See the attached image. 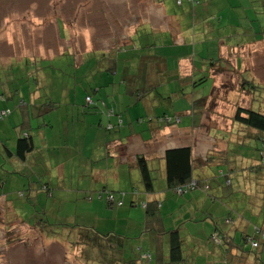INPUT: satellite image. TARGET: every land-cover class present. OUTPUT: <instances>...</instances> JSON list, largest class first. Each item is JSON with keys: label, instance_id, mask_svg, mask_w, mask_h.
<instances>
[{"label": "rangeland", "instance_id": "374dc122", "mask_svg": "<svg viewBox=\"0 0 264 264\" xmlns=\"http://www.w3.org/2000/svg\"><path fill=\"white\" fill-rule=\"evenodd\" d=\"M196 1L199 2V6L190 8L187 4L177 6L176 0H160L162 7L157 8L151 4L157 3V0H0V96H7L10 92L15 97L13 102H4L3 106L8 105L10 114L0 121V131H3L0 133V195L6 196L7 202L13 204L15 212L13 220L23 221L24 227H34L36 222L38 224L43 222L42 225H44L43 227L38 225L36 231L39 235L33 230L26 233L25 228H22L23 225L18 224L17 221L12 222L14 229H11V224L9 225L8 230L18 244L15 243L6 253V256L12 259L6 264H60L59 256L55 252L59 249L57 244H52L53 242H59L61 238L67 240L72 246L68 236L76 226H85L95 221L97 230L101 232L110 230L109 227L116 223L112 217L113 210L118 211L117 201L121 200L123 205V197L126 198L128 193L125 191L124 194L121 191L117 197V193H111L108 190H118L116 188L121 189V186L125 190L131 189L129 178L126 177L125 183L112 185L113 183L110 182L108 184L103 200L99 201L105 205L104 210L95 205L97 193L94 192L91 196L92 200H82L85 194L77 192L91 184L88 180L89 168L85 159L88 156L81 153L74 160L69 161L67 158L75 154L74 150L90 144L89 136L92 130L83 126L82 113L93 112L96 104L100 108L103 100L106 102L110 100L109 102L114 105L113 99H115L118 105L123 98L125 99L123 111H125V106L136 100L130 95L132 90L142 91L139 88L141 82L138 81V77L144 76L147 70H150L153 75L149 85H156L153 95L148 100L149 107L154 108L153 117L162 114L174 116L183 111V115L180 116L181 123L177 122L172 126L164 127L168 129L166 131L163 127H158V132L153 135L154 140L163 141V144L169 147H192L193 158L198 166L206 161L207 157L202 153L203 151H214L210 154L212 162H207L203 169H193V175L206 180L210 189L202 193L203 199H206L204 200L206 212L216 220L220 219V207L212 202L210 195L216 191L228 193L235 186V177L228 178L231 187L224 186L223 178H221L224 175L219 177L220 170H224L223 167L220 168L221 164H226L230 160L222 158L220 162L217 161L216 154H219L217 150L225 146V149L230 151L229 154L238 153L248 156L249 160H252V157L257 159L258 163L255 164L257 167L252 168L251 164L246 163L247 158H240L242 165L237 174L242 177L238 185L248 192H253L252 195L261 193L260 191L264 188V147L257 141L249 140L252 131L247 127L236 123L232 126L230 118L238 106L248 107L264 114V85L257 82L255 75V88L246 85L247 92L240 90L243 86L242 81L248 80L251 76L239 71L238 75L242 74V79L239 80L241 91L239 92L233 86L237 74L221 72L218 73V78L225 84L221 90L215 75L217 73H214L212 69L213 62L209 60L210 56L217 59L214 50L208 45L215 35L207 33L205 39L203 33L201 35L198 30L196 19L199 9L206 5L207 0ZM212 21L214 19H208L206 25H215L210 23ZM262 22L260 27L264 26ZM222 23L218 34L220 36L231 34L234 27L227 25L225 19ZM134 29L136 31L132 35V43L125 47ZM177 35L180 40L176 39ZM134 49L139 57L136 59L138 60L137 69L135 71L132 65L126 67L128 78L134 79L130 82L133 86L125 87L121 83L122 60L128 58L124 52L130 57H136L131 54ZM39 57H44L46 60L36 59V62L32 63L34 58ZM142 57H144L143 60H141ZM108 58L109 66H115L113 67L115 70L103 71L101 69L107 66L108 62L105 59ZM81 59L82 65L76 67L75 61L79 63ZM157 59H160L158 63L165 61L168 74L158 73V65L153 66ZM261 75L262 73L258 74V76ZM202 77L206 78L204 83L195 86L192 84L193 80L195 83L200 82ZM137 84L139 85L135 87L134 85ZM36 85L38 86L36 93L39 94L43 103L53 101L61 105L58 113L63 121L69 123V135L58 136L55 118L59 117L56 115H45V121L41 117L36 120L33 128L37 124L51 122L55 125L54 130L49 133L48 140L42 139L36 129L30 130L29 133L34 138V154L32 152L26 162H20L14 158L10 159L6 149L14 150L20 135L17 111L20 96L28 97L29 87L31 86L34 91ZM97 89L99 92L95 93ZM16 92L18 95H14ZM18 96L19 99L16 98ZM86 97H90V103L86 101ZM207 97L206 104L202 106L201 100ZM110 103H108L109 106ZM45 106L47 109L50 105ZM76 109L80 113L79 120L73 117L71 120V115L63 117L65 112L75 114ZM138 112L140 116H146L145 108L141 103L138 106ZM191 113L196 115L193 123L198 128L195 129L197 131L195 134L193 132V137L184 139L177 136L176 132L173 133L176 138L171 137L172 130L187 128L188 124H191ZM142 122V128L147 130V134L150 123L147 122L146 117ZM242 142L249 144L243 147ZM255 144H259L257 148L262 151L261 154L255 151L256 147L253 146ZM134 147L138 148L136 145ZM140 150L147 158L151 157L150 148L140 147ZM152 158L148 160V163L152 169L153 184L156 189H160L165 184L162 164L159 165V162ZM99 163L97 162V165ZM97 165L94 167L100 172L104 165ZM64 166L65 173L62 174ZM47 172L50 173V177L46 176ZM103 176L112 181L110 170L104 172ZM248 176L250 177L247 178ZM43 185L49 187L48 194L43 191ZM143 188L141 183V189ZM165 193L169 192L165 190ZM110 195L114 198L113 204H107ZM191 195L192 193L189 192L183 196H176L170 192L168 199L166 201L162 199V201L163 204L169 202V209H179L185 205V201ZM244 195L245 192L239 191L233 194V200H242ZM128 201V198L125 199V206H129ZM237 214L239 213H236L235 218H231L234 221L242 220L243 218ZM258 217V215L254 217L257 226L253 224L252 234L255 228L260 227ZM93 228L90 226V229L94 230ZM201 228L208 232L213 230L211 224ZM201 228L195 234L201 235ZM50 230L57 233L55 236L58 238H55V241L51 239ZM4 235V232L0 230V257H6L1 247ZM250 247L252 248L250 244L245 245V250L255 255V250L252 251ZM66 250L70 251L71 247L67 245V249H62L63 257L64 253L66 257L69 255L66 254ZM185 250L187 251L188 247L185 246ZM261 255L262 264H264V252ZM196 260L198 263L202 262L200 256ZM93 264L96 263L93 262ZM251 264L254 263L251 262Z\"/></svg>", "mask_w": 264, "mask_h": 264}, {"label": "crops", "instance_id": "0c3cea01", "mask_svg": "<svg viewBox=\"0 0 264 264\" xmlns=\"http://www.w3.org/2000/svg\"><path fill=\"white\" fill-rule=\"evenodd\" d=\"M156 3L152 6H155L157 8L162 7V2L160 0H157ZM203 8L199 9L198 16L196 17L198 21V30L199 32L203 33L205 39L207 33H214V39L209 45V48L211 47L214 50V55L217 59L222 58V61L218 64H214L213 71L216 77L218 78V73L221 72H231L236 73V81L233 84L235 89L239 90V80L242 79L241 75L243 73H246L250 75L251 77L248 80H243L242 83L243 86L240 88V90H244V92H247L245 90V87L247 84H245V81H251L255 82V75L257 77V82L264 85V26L260 27V22L264 23V0H207V3H205ZM199 6V5H198ZM211 8V9H210ZM165 17V16H164ZM217 18V20H216ZM208 19H214V21L210 23H214L213 26H207V20ZM225 19V23L228 25L230 24L231 27H234L232 29L231 34H223L220 36L218 34V31L220 29V26L223 24L222 22ZM152 23L151 21H149ZM222 23V24H221ZM145 24V23H144ZM264 25V24H263ZM139 26V25H138ZM238 29V31H236ZM136 29L131 33V36L129 37V41L126 43V46H129L133 39V34L135 33ZM177 40H180V38L176 37ZM183 41H185V38H183ZM213 46V47H212ZM208 48V49H209ZM125 55H128L127 59L122 60L123 61V69L122 75H121V83L124 84L126 87L129 85V87H132L133 85L130 84L131 81L134 79H129L128 75L126 74V67L132 65L134 66V70L137 69V63L138 60H136L138 57V53L136 52V49H134L133 53H131L133 56L136 55V57H130L128 53H125ZM210 60H216L212 56H210ZM34 59H42L46 60L44 57L34 58ZM33 59V60H34ZM108 63L106 67H103L101 70L103 71H112L115 70V66H109L110 59H105ZM140 61V60H139ZM76 67L79 65H82V59L78 63L77 60L75 61ZM105 66V65H103ZM114 67V68H113ZM222 68V69H220ZM117 70V69H116ZM131 71V70H130ZM129 71V72H130ZM242 73L241 75H238V72ZM262 71V72H261ZM161 73L164 72L165 74H168V68L166 64L164 63V67L160 71ZM261 76H258V74ZM102 75H100L101 77ZM172 80V78H170ZM144 80L148 82V84H144ZM206 80V79H205ZM138 81L141 82L140 87L147 86L150 83V77L146 76L145 78L138 77ZM152 81V80H151ZM205 82V81H204ZM203 82V83H204ZM218 82L222 87L225 85L224 83L220 82V79L218 78ZM231 82V81H230ZM129 83V84H128ZM189 83V82H188ZM194 84V82H192ZM139 84L134 85L137 87ZM31 86L29 87V96L28 97H22L20 96L19 103H22L25 105L26 108V114H20L18 107L17 111L19 113V122L24 119V121H27V125L33 128L35 125L36 120L40 119L41 117L45 121V115L50 114L49 116H57L59 118H55L56 124L58 126V136L62 135H69V123L67 121H63L61 119V115L58 113L61 110V105L58 103H55L51 101V103H54L52 105V109L47 110L46 104L43 103L40 99V96L37 92L38 86L36 85V88L33 91V88L31 90ZM233 88V89H234ZM216 90V89H214ZM239 90V92H241ZM99 90H95V93H98ZM243 92V93H244ZM14 95H18V92L14 93ZM131 96L133 94H130ZM134 97V95L132 96ZM19 99V96L16 97ZM123 98V97H122ZM151 95L149 97L142 100V102H133L129 103L125 106V111H123V104H124V98L118 102L115 99L114 105L111 104L109 101L106 102V107L113 108V115H108L105 111V107L100 106V108L95 107L93 112H86L82 113L81 118L83 120V126H86V128H89L92 130V134L89 136V145L84 146V148L76 149L74 150L75 154L71 158H67L69 161L74 160L77 156H79L81 153H85L88 157H86V163L88 164V180L91 181V184H95L92 186H87L83 189L78 190V194L82 193L85 194L82 200H92L93 197L91 196L95 193L98 194L97 196V203L95 204L96 207L104 208L105 205H102L99 203V201L103 200V194L106 190H108V184L112 182V185H118L120 183L126 182V177L129 178V183L131 185V189H126L121 186L120 188H116L118 190H108L111 193H128V195L123 197V205L122 207L117 208L118 211L113 210L112 217L114 221L116 222L112 227H109L110 230H103L99 231L97 230V223L91 222L92 224H88L85 226H79L75 227L71 231V233L68 236V239H70V244L67 240H62L60 238L59 242H53L52 244H57V248L59 250L55 251L56 254H58V260L59 263H70L72 262L74 264H93L94 261H96L95 256H91V263H87L82 259V253L80 248L75 247V239L81 229L83 228H92L95 232L101 235L110 234L120 237L122 245L120 248V260L123 261H130V260H137L141 257L142 253H149L150 259L147 261L146 264H154V261L156 262L157 258L154 260V256L157 254L161 255L162 262H167L169 258L168 254V236L167 234L164 235V233L171 230H178L179 234L183 240L182 245V251H183V262L181 264H251L253 262L254 264H262V255L263 252L255 251V255L250 254V252L245 250V246H240L242 244V236L250 235L252 234L251 228L253 230V224L255 226L256 223L254 222V217L258 215L260 223V227L255 229L256 231L261 232V236L264 235V188L262 191H260V194L252 195L251 192H248L247 190H244V188L241 185H238V181L240 180L241 175H238L237 172L241 170V162L239 161L240 158H247L248 161L247 164H251L250 167H257V159L249 160L248 156H245L243 154H229L228 150L225 149L226 146L222 149L217 150V161L220 162L222 158L230 159L227 161L226 164H221L220 168H224V170H220L219 177L224 175L223 181L225 187H231V182L229 176L235 177V186L234 189H231L228 193H219V191H216L214 194L210 195V198L214 204L218 205L221 210V218L216 220V218L209 215L206 210L204 209V194L205 193L201 189H197L196 191H192L191 197L186 200L185 205L183 207H180L179 209H169L168 205L169 202H165L163 204L162 199L166 201L170 194L175 195L174 191L168 190L166 183L160 188L156 189L154 187V190L152 193H146L144 191V188L141 189V175L139 167L136 163V158L139 156H144V153L141 152L140 147H147L150 148L152 151L151 157L154 161L159 162V165L162 164V173L164 176L163 171V157L165 154V151L168 149H175V148H182V147H189V146H167V144H163V141L156 142L154 140V136L158 132V126L154 123L149 124L148 130L149 132L144 130L142 128L143 122L142 118L144 117H153L152 111L153 107H149L148 100H150ZM29 99V100H28ZM110 99V98H108ZM15 100V97H11L8 101L13 102ZM208 100V97L201 100L202 106L206 104ZM4 102H7L6 100ZM4 102L2 103L0 108H3ZM17 102V103H18ZM110 103V106L108 105ZM141 103V105L144 106L146 111V116H140L141 114H138V106ZM7 105V103H5ZM113 105V106H112ZM7 108L8 105L6 106ZM54 108V109H53ZM47 110V111H46ZM56 110V111H55ZM185 111V110H184ZM38 112V113H37ZM37 113V114H36ZM106 113V114H105ZM42 114V115H41ZM65 114L63 117L71 115V120L73 118H77L79 120L80 113H78L76 109L75 114L71 113H63ZM159 116V115H157ZM196 115L194 113H191V124H188V127L183 129H174L172 130L170 136L173 138H176V136H173V133L176 132L177 136L184 137V139H190L193 137V132H197L195 129L196 126L193 123L194 117ZM234 115H232L233 117ZM155 117V116H154ZM232 117L230 119H232ZM200 118V117H199ZM198 118L200 123V119ZM68 120V117H66ZM121 121V122H119ZM19 123V124H20ZM120 123V125H119ZM181 123V122H180ZM112 124V129L108 130L106 127L107 125ZM232 126H234V123L231 121ZM41 125H45L40 127ZM40 128H39V127ZM54 124L52 125L51 122H44L42 124H37L35 126L37 132L39 133L40 137L42 139L48 140L49 133L54 130ZM230 126V125H229ZM37 127V128H36ZM164 128V127H163ZM230 128V127H229ZM219 129V128H218ZM168 130L167 128H164V131ZM250 130V129H249ZM252 135H254L253 130ZM145 132V133H144ZM0 133H3V131H0ZM164 133V132H163ZM211 133V132H210ZM31 135V133H30ZM152 135V136H151ZM211 135V134H210ZM157 136H161V134H157ZM32 140L34 143V138L32 136ZM249 140L253 141V138H250ZM227 142V141H226ZM258 142V141H257ZM249 143L248 142H242L241 145L243 147H246ZM260 144V143H259ZM259 144L253 145L257 148ZM138 146V148H135L134 146ZM150 146V147H149ZM263 146V145H262ZM16 147V144H15ZM250 147V146H248ZM192 148V147H191ZM255 148V149H256ZM14 150H8L6 149L7 155L10 157V154H12ZM216 151V150H215ZM214 152L211 151H203L202 153L205 154L207 157L209 154ZM32 152L28 155L30 156ZM34 154V149H33ZM68 154V152H66ZM214 155V154H213ZM256 155V153H255ZM26 158V161L28 160V157ZM147 160L150 158H147L144 156ZM202 158V157H201ZM10 159H13L10 157ZM192 159H193V169L199 168L203 169L206 167L207 162L199 164L200 166L195 164V158H193V148H192ZM207 159V158H206ZM205 160V159H204ZM24 161V162H26ZM78 162H82L79 161ZM97 162H100L98 165L103 164L104 167H102L101 171L99 172V169L94 167L97 165ZM97 165V166H98ZM226 165V166H225ZM217 166V165H216ZM226 169V174L225 173ZM110 170V174L112 181L108 177H104V172H107ZM202 171V170H201ZM204 174L205 171H202ZM62 174L65 173V166L64 170L61 172ZM236 175V176H235ZM47 177H50V173H46ZM248 176L247 178H249ZM194 180H199L203 185H208L206 180H204L201 177L194 176ZM229 178V179H228ZM165 180V178H164ZM227 180L229 181V184L227 185ZM3 187V186H2ZM1 187V188H2ZM49 188V187H48ZM165 190L169 193H165ZM126 191V192H125ZM210 191V189L208 190ZM239 191L245 192V195L242 200H233V194L238 193ZM196 192V193H195ZM232 197V199H230ZM128 198V205L125 206V199ZM230 199V200H229ZM157 201L159 205L160 210V221L157 224V228L159 229V233L149 230L145 228L144 222H145V212L144 208L141 206L142 202H148V201ZM92 202V201H91ZM86 204V203H85ZM108 204V203H107ZM0 230L4 232V240L1 247L4 251V256H6V253L9 252V250L12 248V246L17 243L15 242V238H12L11 231L8 230L9 225H12L11 229H14L12 222L17 221L18 224L23 225V229L25 228V232H29L30 230H33L34 232H37L38 225L43 227L41 224L35 223L34 227H24L23 221L19 219H14V211H13V204L10 202H7L6 196L0 195ZM109 208H111L108 205ZM203 208V211H202ZM232 208V209H230ZM241 208V209H240ZM230 212H227L229 211ZM248 210L249 212H247ZM227 212V213H226ZM236 213H239L237 215H240L242 217V220H233L232 218L236 217ZM263 216V217H262ZM230 217V218H228ZM232 217V218H231ZM226 218V219H225ZM231 222H230V221ZM214 221V222H213ZM230 222V223H229ZM211 224L213 226V230L206 231L205 229H202L201 227L205 225ZM102 226L105 228L104 224ZM36 227V228H35ZM202 229V234H195L196 231H199L198 229ZM218 229L219 232H222L226 234L228 237V241L224 244H215L209 239L210 235L214 233L215 229ZM116 229V230H115ZM197 229V230H195ZM254 230V231H255ZM39 235V233H38ZM51 235L52 241H55L58 237L55 235ZM54 238V239H53ZM56 238V239H55ZM104 239V238H103ZM258 239V238H257ZM23 240V239H22ZM27 240V239H25ZM50 240V239H49ZM17 241V240H16ZM248 244V242H245V244ZM18 244V243H17ZM246 244V245H247ZM67 245L71 247V250H66V254H69L68 257L62 256V249H67ZM185 246L188 247V250H185ZM251 248V247H250ZM252 249V248H251ZM254 250V249H252ZM264 250V249H263ZM155 256V257H156ZM202 258V262L198 263V260H196L197 257ZM195 257V258H193ZM70 259V261H68ZM12 260L9 257H0L1 264H6L7 261ZM72 260V261H71ZM99 262V261H98ZM95 263V262H94ZM145 264V263H142Z\"/></svg>", "mask_w": 264, "mask_h": 264}, {"label": "trees", "instance_id": "16d2710c", "mask_svg": "<svg viewBox=\"0 0 264 264\" xmlns=\"http://www.w3.org/2000/svg\"><path fill=\"white\" fill-rule=\"evenodd\" d=\"M175 3L177 6L187 4L190 8H195V6L199 5V2H197L196 0H192V1L176 0ZM112 53L115 55V51H113ZM107 54L109 55L110 53H107ZM112 58H114L113 55H112ZM143 59L144 57L141 58V60ZM210 61L218 64L222 61V58H219L216 60H210ZM35 62H36V59L32 61V63H35ZM158 62H160V59H157L156 64L153 62L151 63H153V66L158 65L157 66L158 73H161L160 71L164 67L165 61L164 63L163 62L158 63ZM213 63H211L212 66L214 65ZM146 76L150 77V82H151L153 75L150 70H147L144 73V76H140V77L145 78ZM205 79H206L205 77H202L200 79V82L198 83H195L193 80L194 82L193 85L195 86L200 83H203ZM143 82L144 84H148L146 80H144ZM243 84L244 83H242L241 85ZM245 84L251 86L252 88H255L254 83L251 81H245ZM147 86H149V88L146 89ZM147 86L139 87L142 89V91H139L136 89L132 90L131 94L134 95V98L136 99L135 102L136 101L142 102V100L149 97V95L151 96L153 95L152 93L156 85L150 84ZM12 96H13V93H10V92H8L7 96L1 95L0 102H4L5 100L8 101ZM47 104L50 105L47 110L52 109V105L54 103L50 102ZM24 106L25 105H23L22 103H18L17 107H18L20 114H26L27 111ZM97 106H98L97 104L94 105V107H97ZM101 106L106 108L105 112L106 113L108 112L107 113L108 115H113L114 113L113 108L106 107V103L104 101H102ZM3 111L8 112L10 114V108H7V107L0 108V115ZM182 112L180 114H175L174 116L162 114L160 116H155V118L150 117V116L149 117L147 116L146 118H147V122H149L150 124L154 123L158 127H169L177 123L175 121L176 119H179V122H181L180 116L183 115ZM9 114L1 117L0 121L7 118ZM143 119L144 118H142L141 120L143 121ZM232 122L242 125L244 127H247L250 130H253L254 135H252L251 138H253L254 141H258L264 147V114L263 113L253 111L252 109L248 107L238 106L234 112V116L232 117ZM42 126H45V125H41L40 127ZM106 128L108 130L112 129L113 128L112 124L107 125ZM18 129L20 131V135L18 139L16 140L15 151L12 154H10V157L14 158L17 161L24 162L26 161L27 156L31 152H33V149H34L32 135H30L29 133V131L32 130L33 128L27 125V121H24L23 119L21 123L18 125ZM255 151H258V154L262 153V151L259 150L258 148H256ZM211 159L212 158L210 157V154H209V156H207L206 162H212ZM162 160L164 163L163 165L164 178H165V183H166L168 190L174 191L175 188L184 186L194 179L193 178L192 148L190 146L182 147V148H175V149H168L165 151V154ZM136 163L140 170L141 181L144 186V191L146 193H152L154 190V184H153L154 178L152 177V174H151L152 169L149 167L148 160L144 156H139L136 158ZM197 183H198L197 189H201L203 184L199 180H197ZM43 191L46 192L47 194L50 192L49 188L46 185H43ZM175 195L183 196L185 194L183 195L175 194ZM107 203L110 204L111 202L108 201ZM121 206H118V207H121ZM141 206L144 208V212H145L144 214L145 215V222H144L145 228L159 233V229L157 228V224L160 221V214H159L160 210H159L158 202L155 200L148 201V202H142ZM49 232L52 235L57 234L56 232H52V230H50ZM165 234H167L168 236L167 237L168 246H169L168 247V254H169L168 261L162 262L161 261L162 259H160L161 255L157 254L158 257L156 255H155L156 257L154 256V260L157 258L156 262L154 261V264H181L183 262V251H182L183 240L179 234V231L177 229L176 230L174 229L168 232L166 231L164 235ZM209 239H211L213 243L215 244L221 243V245H224L228 241V237L226 236V234L219 232L217 228L215 229L214 233L210 235ZM251 241L255 242L257 244V247H253L251 245ZM245 242H248V244H250L252 248H254L255 251L258 250V252L259 251L261 252L264 249V238H263V235L261 236V232L259 231L255 230L254 234L242 236V244L240 246L243 245L244 247L247 244V243L245 244ZM74 244H75V247L80 248L82 256H83L82 259L87 263L92 261L91 256L93 257V255L95 256L96 261L94 262L96 264H142V263L146 264L148 263L147 261L150 259L149 253L145 252V253H142L141 257L137 260H130V261L120 260L119 255H120V248L122 245L120 237L115 236V235H110V234L101 235L95 232L94 230L90 228L88 229L86 227L81 229V231L79 232V234L77 235L75 239ZM97 259L99 262L97 261Z\"/></svg>", "mask_w": 264, "mask_h": 264}, {"label": "built area", "instance_id": "2783aa9c", "mask_svg": "<svg viewBox=\"0 0 264 264\" xmlns=\"http://www.w3.org/2000/svg\"><path fill=\"white\" fill-rule=\"evenodd\" d=\"M189 1H192V0H189ZM86 101L87 102H91V99L90 98H86ZM7 114H9L8 112H2L1 113V115H0V118L1 117H3V116H6ZM176 122H179V119H176L175 120ZM227 185L229 184V181L227 180ZM197 187H198V183H197V180H191L189 183H187L186 185H184V186H181V187H178V188H175V190H174V192H175V194H177V195H183V194H187L188 192H191V191H194V190H196L197 189ZM201 189L203 190V191H208L209 190V186L208 185H202V187H201ZM108 200L111 202V203H113V200H114V198H113V196H109L108 197ZM118 202V206H121L122 205V201L121 200H118L117 201ZM263 238H264V235H263ZM251 245L253 246V247H257V244L255 243V242H252L251 241Z\"/></svg>", "mask_w": 264, "mask_h": 264}]
</instances>
